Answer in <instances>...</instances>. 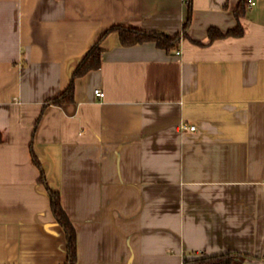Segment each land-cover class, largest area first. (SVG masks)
Listing matches in <instances>:
<instances>
[{"label":"crops","instance_id":"obj_1","mask_svg":"<svg viewBox=\"0 0 264 264\" xmlns=\"http://www.w3.org/2000/svg\"><path fill=\"white\" fill-rule=\"evenodd\" d=\"M251 1L242 36L209 42L240 0H0V264L65 261L30 149L77 264H264V0ZM188 2L178 56L105 34H181ZM96 42L73 104L44 107Z\"/></svg>","mask_w":264,"mask_h":264},{"label":"trees","instance_id":"obj_2","mask_svg":"<svg viewBox=\"0 0 264 264\" xmlns=\"http://www.w3.org/2000/svg\"><path fill=\"white\" fill-rule=\"evenodd\" d=\"M248 0H240L238 7L234 12V16L237 20V25L234 29L228 30L225 33L215 29L209 28L207 31L208 41L212 42L216 39H222L227 37H240L243 34V29L239 25L238 20L244 14L245 6ZM190 13L191 7L188 2V17L185 23L182 25V33L176 34L172 37L165 36L160 33H150L137 29H130L121 26L111 27L105 34L115 32L118 34L121 46L129 47L145 42H152L156 47L164 50L166 53L171 54L172 52L179 49L180 40L186 37V31L190 24ZM194 44L200 45L201 43L193 41ZM102 49L99 46V42H96L85 54L83 59L75 68L72 73L71 80L67 88L59 95L47 100L44 103V107L53 105L57 107H63L73 104L74 94V81L77 78H81L90 71L97 70L101 63ZM30 156L33 165L38 169L39 179L38 182L44 187L50 200V209L53 218L62 230L65 238V250L66 257L62 264H77V244H76V232L70 222L68 216L62 209L59 194L49 189L45 180L44 173L40 167V164L30 149ZM264 262V258L262 259ZM233 256L231 254H222L210 257H200L192 261L193 264H232Z\"/></svg>","mask_w":264,"mask_h":264},{"label":"built area","instance_id":"obj_3","mask_svg":"<svg viewBox=\"0 0 264 264\" xmlns=\"http://www.w3.org/2000/svg\"><path fill=\"white\" fill-rule=\"evenodd\" d=\"M247 4H248V6L249 7H252L253 5H254V2L253 1H251V0H248L247 1ZM181 50H182V48H180L179 50H177L176 52H175V55L176 56H178L179 54H180V52H181ZM94 95L98 98V99H103V96H104V94H103V92L102 91H100V90H94ZM182 129H189V130H191V131H194V126H190V127H186V126H184V125H182V127H181Z\"/></svg>","mask_w":264,"mask_h":264}]
</instances>
